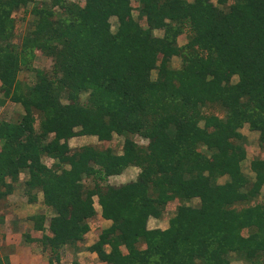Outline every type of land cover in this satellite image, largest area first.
I'll return each mask as SVG.
<instances>
[{
  "label": "trees",
  "instance_id": "obj_1",
  "mask_svg": "<svg viewBox=\"0 0 264 264\" xmlns=\"http://www.w3.org/2000/svg\"><path fill=\"white\" fill-rule=\"evenodd\" d=\"M33 2L0 0V107L24 110L0 119V200L22 185L31 204L41 193L53 212L49 226L45 215L32 217L39 233L27 240L60 263L63 248L85 243L98 202L112 222L89 248L102 263L264 264V200L251 205L264 187V158L251 160L254 178L243 171L241 132L249 124L264 148V0H219L225 10L212 0H136L147 27L132 0L34 2L18 43L14 15ZM38 52L52 59L49 71L33 67ZM24 69L34 83L20 82ZM79 136L104 146L73 150ZM115 136L121 154L108 146ZM131 167L141 170L135 181L108 184ZM172 203L169 227L150 229Z\"/></svg>",
  "mask_w": 264,
  "mask_h": 264
},
{
  "label": "rangeland",
  "instance_id": "obj_2",
  "mask_svg": "<svg viewBox=\"0 0 264 264\" xmlns=\"http://www.w3.org/2000/svg\"><path fill=\"white\" fill-rule=\"evenodd\" d=\"M41 1H46V0H34L35 3L41 2ZM71 2H78L82 5L85 4V0H68ZM189 2H193L194 0H188ZM33 3L29 6V8L26 9H21L18 12L15 13V19L17 20V26H18V37H17V42L21 43L23 40V36L26 34V32L29 30L30 23L34 20L33 16L31 15L30 11L33 6ZM212 2L219 6L222 9H226V4H220L219 0H212ZM231 0H228L227 4H230ZM132 5L135 9L134 11V19L138 21L143 27H147V23L145 19L140 16L138 12V6L139 4L136 2V0H132ZM112 26H113V31L116 30L117 28V20L113 18L111 20ZM155 35L158 37H162L164 35V32L162 30H157L155 31ZM190 36V33L187 31L184 35H182L178 43L180 46H183L187 44L188 38ZM172 68L177 70L180 69L182 66V60L179 57H173L172 59ZM52 59L47 57L41 52H38L36 54L35 61L33 63V67L36 69H41V70H47L49 71L52 68ZM153 79L157 78V71H154L152 74ZM19 80L23 84H32L36 81L35 77V72L31 70H26L24 69L21 71L19 75ZM237 78H233V82H237ZM1 88V84H0ZM0 98L3 99V95L1 94L0 90ZM85 100V97L83 98ZM24 113L23 107H21L19 104H15L11 101H8L7 104L4 107H0V119H5V120H18L21 115ZM242 134L246 136L248 140V159L243 163V171L249 175L251 178H254V174L252 173L250 169V162L254 158H264V148L260 145V133L256 130H253L250 128L249 124H246L244 128L241 130ZM135 140L139 144L147 145L148 142L141 137H136ZM124 139L121 137L115 136L114 140L108 144V146H111L118 154L122 153V147H123ZM70 147L73 150L80 149L83 146H95L99 148H103V143L99 142L97 137L94 136H86V137H75L69 141ZM45 163L48 166H53L54 165V160L45 158L44 159ZM140 169L136 167H131L128 168L122 175L120 176H115L111 177L108 181V184L112 186H121L127 183H130L132 181H135L140 173ZM28 179V175L26 173H23L21 175V181L22 184ZM228 179L227 178H222L220 180L221 184H224ZM88 183L90 181L88 180ZM41 198H43V195L41 193L38 194ZM97 200V199H96ZM264 200V187L262 189L260 197L253 202L251 205H256L257 203H261ZM39 202V201H38ZM35 203L31 204L29 202L28 196L24 192V187L22 185H19L17 189L15 190L14 194L9 196L7 199L0 200V258L5 262L6 256L10 257L11 254H16L18 253L16 243H22V247H26L34 249V250H42L41 247L38 246L36 243L29 242L27 240V237H31L34 232V220H32L31 217H37L41 215H45L47 218L46 225L49 226L50 218L53 216V212L50 211L44 203ZM200 201L198 199L192 201L191 205L192 206H199ZM176 203H172L169 205L167 208L165 215L162 219L157 220V219H150L149 221V228L150 229H156L160 228L162 230H165L169 227V221L170 219L176 214ZM31 219V220H30ZM19 221H22V229L23 235L17 237V233L19 231L20 223ZM101 225V224H100ZM102 226V225H101ZM105 226V225H104ZM94 228H98L96 226V223L94 224ZM102 229H98L94 233V237L92 240L96 239L97 232L101 231ZM99 234V233H98ZM12 235H16L11 237ZM37 235V234H35ZM62 250V256H64V264H70L73 258L75 257V254L72 252V255L67 253L66 250H72L69 247L68 248H63ZM24 252V254L22 253ZM37 252V251H36ZM25 253H30L29 250L22 249L19 250V256L21 259L18 262L25 261L23 255ZM48 256L50 257L49 253L47 252ZM17 255V256H18ZM72 257V258H71ZM95 260H93L94 262ZM62 264V263H61ZM232 264H247L244 261H239V260H234Z\"/></svg>",
  "mask_w": 264,
  "mask_h": 264
},
{
  "label": "crops",
  "instance_id": "obj_3",
  "mask_svg": "<svg viewBox=\"0 0 264 264\" xmlns=\"http://www.w3.org/2000/svg\"><path fill=\"white\" fill-rule=\"evenodd\" d=\"M97 198H95V200H96ZM39 201V202H38ZM38 203H44L43 202V198H41L40 196H38ZM97 201V200H96ZM95 207H96V209H97V211H98V214H97V216L94 218V219H91L90 221H89V224H90V227H91V230H90V232L86 235V241H85V243L84 244H82L81 246H80V248L79 249H73V248H70V249H72V250H66V252L67 253H69V254H71V256H73L72 255V252L71 251H74L73 253L75 254V257L73 258V260L71 261V263L70 264H74V262H76V261H78V262H80V263H82V264H105V263H102L100 260H99V258H98V256H97V254L96 253H92V252H90L89 251V248L90 247H92V245L93 244H95L98 240H99V234L98 233H100L99 231L97 232V236H96V239L95 240H92L93 238H91V237H94V233L100 228V229H102L101 231H103V230H105V229H107V228H109L110 226H111V224H112V222L111 221H106V220H104L103 218H102V216H101V207H100V205L98 204V202L97 203H95ZM32 218V217H31ZM31 220V219H30ZM19 223H20V226L21 227H19V231H18V233L16 234L17 235V237L18 236H21V235H23L22 233H23V229H22V227H23V225H22V221H19ZM96 223V226L98 227V228H94V224ZM102 226H101V225ZM105 225V226H104ZM34 229V228H33ZM33 232H34V235L33 234H31L32 236V238H36V237H38L37 235H38V233L39 232H35V229L33 230ZM35 234H37V235H35ZM16 235H12L11 237H13L14 238V236H16ZM30 242V241H29ZM32 243H34V242H32ZM22 243L20 242V243H16V246H17V250H18V253H16V254H11V256L10 257H8V256H6V257H8V259H9V261H10V263L11 264H49V256H48V254H47V252L46 251H44V250H34V249H31V248H26V247H22L23 245H21ZM65 248H68V247H65ZM22 249H26V250H29L30 251V253H25V255H23L24 257H22V258H24L25 259V261H23V263L21 262H18L20 259H21V257L18 255L19 254V250H22ZM108 250V249H107ZM37 251V252H36ZM63 251L64 250H61L60 251V254H61V261H60V263H58V264H64V261H63V259H64V256H62V253H63ZM23 254H24V252H22ZM18 255V256H17ZM72 258V257H71ZM93 260H95L94 262H93Z\"/></svg>",
  "mask_w": 264,
  "mask_h": 264
}]
</instances>
